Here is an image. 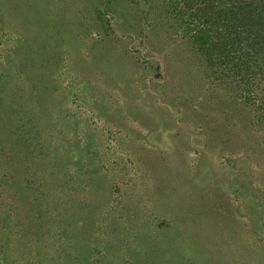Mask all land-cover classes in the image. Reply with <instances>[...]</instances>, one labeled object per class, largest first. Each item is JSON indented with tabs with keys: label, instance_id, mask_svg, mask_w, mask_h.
I'll use <instances>...</instances> for the list:
<instances>
[{
	"label": "rangeland",
	"instance_id": "obj_1",
	"mask_svg": "<svg viewBox=\"0 0 264 264\" xmlns=\"http://www.w3.org/2000/svg\"><path fill=\"white\" fill-rule=\"evenodd\" d=\"M263 5L0 0V264H264Z\"/></svg>",
	"mask_w": 264,
	"mask_h": 264
},
{
	"label": "trees",
	"instance_id": "obj_2",
	"mask_svg": "<svg viewBox=\"0 0 264 264\" xmlns=\"http://www.w3.org/2000/svg\"><path fill=\"white\" fill-rule=\"evenodd\" d=\"M241 6V5H240ZM239 7V6H238ZM246 7H248V8H246ZM245 8H243L242 6L240 7V15H241V18H239L238 19V24L239 25H242L244 28H246V29H249V30H251V28H252V26L253 27H260V26H262V22H261V16L260 15H258L257 13V11H256V9H255V12H253V11H251V10H247V9H251L250 8V6L248 5V6H246ZM260 8H261V6H260ZM236 9V8H235ZM238 9V8H237ZM262 9H264V5H263V7L261 8V11H262ZM223 10L221 9L219 12H218V15L216 16V18H217V20H220L219 19V16H220V14H221V12H222ZM261 14V13H260ZM255 15H257L256 17H255ZM237 20V19H236ZM243 22V23H242ZM242 23V24H241ZM203 26H206V28H207V30L209 31V32H211V35H218V36H220L217 32L215 33V28L213 29L212 28V26H214L215 24H214V22H208L207 20L206 21H204L203 23ZM216 31H217V29H216ZM210 34H208L207 35V33H205V32H203V31H201V38H202V40H201V44H204V42L206 41V39H210L211 37L209 36ZM209 48V47H208Z\"/></svg>",
	"mask_w": 264,
	"mask_h": 264
}]
</instances>
